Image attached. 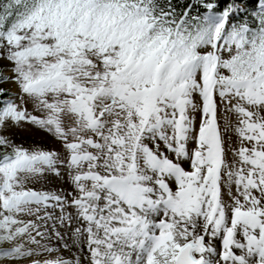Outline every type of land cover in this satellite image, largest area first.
I'll return each mask as SVG.
<instances>
[{"label":"snow or ice","instance_id":"obj_1","mask_svg":"<svg viewBox=\"0 0 264 264\" xmlns=\"http://www.w3.org/2000/svg\"><path fill=\"white\" fill-rule=\"evenodd\" d=\"M0 66V264H264V0H0Z\"/></svg>","mask_w":264,"mask_h":264},{"label":"rangeland","instance_id":"obj_2","mask_svg":"<svg viewBox=\"0 0 264 264\" xmlns=\"http://www.w3.org/2000/svg\"><path fill=\"white\" fill-rule=\"evenodd\" d=\"M0 67H2V66H0ZM0 86H5V85H3V84H0ZM8 87H11V85H7ZM25 139L26 140H32V139H35L34 137H31V136H25ZM51 140H52V138H48V140L46 141V142H51ZM54 187H69L67 184H63V183H61V184H54L53 185ZM70 190V189H69ZM58 211V210H57ZM62 250V249H61ZM53 255H55V253H53Z\"/></svg>","mask_w":264,"mask_h":264},{"label":"bare ground","instance_id":"obj_3","mask_svg":"<svg viewBox=\"0 0 264 264\" xmlns=\"http://www.w3.org/2000/svg\"><path fill=\"white\" fill-rule=\"evenodd\" d=\"M69 242H71V241H69ZM61 251H64V252H66V250H64V249H62Z\"/></svg>","mask_w":264,"mask_h":264}]
</instances>
